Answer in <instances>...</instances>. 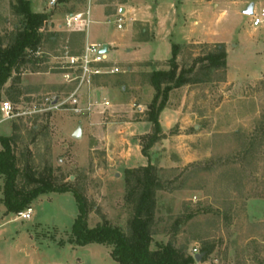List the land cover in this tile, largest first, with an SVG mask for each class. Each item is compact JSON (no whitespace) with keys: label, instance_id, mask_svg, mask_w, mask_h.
<instances>
[{"label":"rangeland","instance_id":"rangeland-1","mask_svg":"<svg viewBox=\"0 0 264 264\" xmlns=\"http://www.w3.org/2000/svg\"><path fill=\"white\" fill-rule=\"evenodd\" d=\"M123 1L59 0L49 9L46 0H29L31 12L47 16L36 54L39 63L19 68L4 86L0 106L9 102L15 117L0 124V137L11 141L18 190L30 192L42 181L67 186L85 200L87 228L108 224L127 233L132 206L126 200L124 170L133 168L124 167L118 147L121 141H146L145 135L126 136L122 128L139 117L147 119L154 96L149 76L166 70L167 61L146 68L113 62L119 71L93 78L88 87H78L74 74L68 80L63 76L68 72L65 56L79 54L86 40L101 45L118 39L115 22ZM17 3L0 0L4 46L21 27L13 9ZM251 3L257 12L264 8V0H202L196 5L189 21L193 31L180 45L178 63L188 67L222 45L226 68L214 72L209 83L170 92L166 108L178 111V118L163 116L169 125L165 134L160 126L165 146L162 161L153 166L165 189L155 194L151 248L174 242L186 246L187 254L194 249L200 254L211 247L195 264H264V22L251 27V17L244 14ZM88 10L90 20L82 35L65 28L67 16ZM142 28L135 31L141 33ZM72 93L78 94L81 107L94 105L91 117L75 115L67 103L39 111L49 107L45 99L63 101ZM103 102L110 105L98 107ZM77 128L79 140L72 138ZM134 152L132 148V156ZM3 184L0 176V264L111 261L105 257L111 247L74 243L71 229L78 207L71 192L39 195L28 206L31 219L21 221L6 212ZM93 252L99 254L93 257Z\"/></svg>","mask_w":264,"mask_h":264},{"label":"trees","instance_id":"trees-1","mask_svg":"<svg viewBox=\"0 0 264 264\" xmlns=\"http://www.w3.org/2000/svg\"><path fill=\"white\" fill-rule=\"evenodd\" d=\"M13 9L20 17L21 27L16 29L6 46L2 44L0 37V99L4 86L15 71L27 64L35 66L39 63L36 54L42 41L41 28L47 21L45 14L30 11L29 0H18ZM77 34L82 35L83 32ZM180 49L179 45L173 44L167 69L154 70L149 76L154 96L147 107L146 121L151 124L152 132L143 137L146 144L143 145L144 141L140 144L144 157H148V150L163 137L159 115L166 108L169 93L184 86L209 83L214 72L226 68L227 54L222 45H217L213 51L202 55L188 67L178 63ZM0 147V176L4 179L3 203L7 213L23 212L32 200L42 194L71 192L78 207V215L71 229L76 245L95 243L111 247L110 257L117 264H195L194 255L187 254L186 246L176 247L174 242H168L157 243L155 248H151L155 194L165 189L156 175L155 166L148 164L145 167L124 170L126 200L132 206L127 233L108 224L89 229L86 226L87 209L83 197L67 186H53L47 181L36 182V187L30 192L18 190L16 182L19 171L10 139L0 137ZM211 249H201L203 259L211 253Z\"/></svg>","mask_w":264,"mask_h":264},{"label":"crops","instance_id":"crops-1","mask_svg":"<svg viewBox=\"0 0 264 264\" xmlns=\"http://www.w3.org/2000/svg\"><path fill=\"white\" fill-rule=\"evenodd\" d=\"M201 1L202 0H124L118 8V14L124 17V27L122 30H119L120 36L117 40H105L101 44L112 48V51H109V60L114 63L129 64V66L137 67L144 66L145 68L147 67L146 65H156L155 63L162 64L166 62L171 57V46L173 44L180 46L184 44V38L191 36L193 29L189 21L192 19V16H194L193 10ZM98 7H102L104 10L102 3H99ZM107 15L110 17L109 14ZM140 25L143 28L142 32L138 33L135 30L136 27ZM86 44L100 45L89 43L88 40H86ZM105 103H107V105ZM89 105V111L84 113L91 117L94 112V105L92 103ZM109 105L110 103L103 102L99 104L98 107ZM139 110L140 108H137L136 112H142ZM178 114V111L167 108L160 113L159 124L164 130L163 134H165V130L169 128L168 123L163 122V116L165 117L167 115L173 118L177 115L178 118ZM124 125L125 126L122 128L123 133L130 137L150 134L152 129L151 124L141 117L138 118V121L127 122ZM164 142V138L159 140L151 148L148 157H144L141 154L140 145L138 143L135 144L136 141H121L120 147H118V149L121 148V153L119 152V155L122 156L121 162L125 165V168L145 167V161H149L151 165H154L158 161H162L160 156L161 148L165 146ZM132 148L136 151L133 156L131 155ZM118 149L116 148V150ZM5 217L6 216H4L3 219H5ZM18 251V254H24L25 256L29 255L27 250ZM96 254L98 255L99 253L93 252L92 256L95 257ZM108 256L105 255L106 258H111ZM110 260L108 264H117L112 258Z\"/></svg>","mask_w":264,"mask_h":264},{"label":"built area","instance_id":"built-area-1","mask_svg":"<svg viewBox=\"0 0 264 264\" xmlns=\"http://www.w3.org/2000/svg\"><path fill=\"white\" fill-rule=\"evenodd\" d=\"M59 0H46V6L49 9H53L58 5ZM251 17V27L258 28L264 22V8L260 9L259 12L252 10ZM81 25L76 28L78 23ZM89 22V11H86L84 14H74L67 16L65 18V28L67 29H78L80 32H83L85 26ZM116 29L122 30L124 25V17L119 15L116 19ZM109 48L102 45L86 44L79 54L71 55L68 54L65 56L66 65L64 68L68 71L63 74V76L68 80L71 74L75 75L73 79L74 82H77L78 87L80 86H90L93 78L100 77L104 75H112L119 71V67L109 60ZM112 63L114 66H106V64ZM49 107L47 109L39 107V111H49L52 109H58L63 103L69 105V110L75 115L79 116L84 112L89 111L90 105L81 107L78 101V94L72 93L63 101L58 100L57 97L52 96L50 99H45ZM107 105V103H105ZM19 115V113H16ZM15 117V112L12 105L9 102H4L0 106V124L11 120ZM32 210L30 208L24 210L17 214V218L21 221H28L31 217ZM197 250L194 249L192 255H196Z\"/></svg>","mask_w":264,"mask_h":264},{"label":"water","instance_id":"water-1","mask_svg":"<svg viewBox=\"0 0 264 264\" xmlns=\"http://www.w3.org/2000/svg\"><path fill=\"white\" fill-rule=\"evenodd\" d=\"M253 3H251L250 5H248V7L246 8V10L244 11V14L246 16H251L252 15V10H253ZM104 49H106V45L104 46ZM72 138L73 139H76V140H79L81 139V129L80 128H77L75 130V132L72 134ZM203 258V255L202 254H196L194 255V260L196 263H199Z\"/></svg>","mask_w":264,"mask_h":264}]
</instances>
